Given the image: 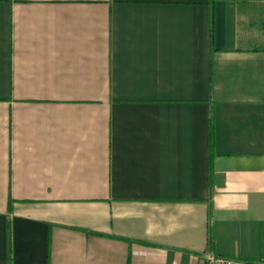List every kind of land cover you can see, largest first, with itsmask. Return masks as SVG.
Masks as SVG:
<instances>
[{
  "label": "crops",
  "instance_id": "crops-1",
  "mask_svg": "<svg viewBox=\"0 0 264 264\" xmlns=\"http://www.w3.org/2000/svg\"><path fill=\"white\" fill-rule=\"evenodd\" d=\"M209 252L264 261V0H0V264Z\"/></svg>",
  "mask_w": 264,
  "mask_h": 264
},
{
  "label": "built area",
  "instance_id": "built-area-1",
  "mask_svg": "<svg viewBox=\"0 0 264 264\" xmlns=\"http://www.w3.org/2000/svg\"><path fill=\"white\" fill-rule=\"evenodd\" d=\"M203 264H264V261L228 258L209 252L203 256Z\"/></svg>",
  "mask_w": 264,
  "mask_h": 264
},
{
  "label": "trees",
  "instance_id": "trees-1",
  "mask_svg": "<svg viewBox=\"0 0 264 264\" xmlns=\"http://www.w3.org/2000/svg\"><path fill=\"white\" fill-rule=\"evenodd\" d=\"M215 0H211V2L213 3ZM210 35H211V44L214 48V37H215V15H214V11L212 12V17H211V30H210ZM215 143H214V140L211 139V156H210V162H211V170H212V166H213V161H214V158H215ZM210 183H212V172H211V175H210Z\"/></svg>",
  "mask_w": 264,
  "mask_h": 264
}]
</instances>
